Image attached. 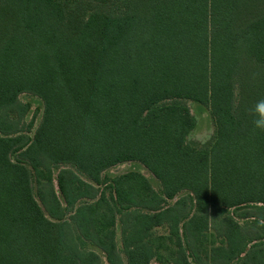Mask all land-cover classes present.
Listing matches in <instances>:
<instances>
[{"label":"trees","instance_id":"1","mask_svg":"<svg viewBox=\"0 0 264 264\" xmlns=\"http://www.w3.org/2000/svg\"><path fill=\"white\" fill-rule=\"evenodd\" d=\"M23 93L43 102L30 140L3 118L23 115ZM261 100L264 0H0V264H101L60 222L51 167L99 185L129 161L160 191L135 172L112 180L115 205L135 208L120 219L127 264H264ZM188 102L208 109L210 142L188 141ZM90 183L57 173L77 237L119 264L116 207ZM220 208L238 212L222 217L216 244L207 232ZM162 226L168 234L155 237Z\"/></svg>","mask_w":264,"mask_h":264},{"label":"rangeland","instance_id":"2","mask_svg":"<svg viewBox=\"0 0 264 264\" xmlns=\"http://www.w3.org/2000/svg\"><path fill=\"white\" fill-rule=\"evenodd\" d=\"M19 102L21 103V105L24 108L23 115L18 116L17 112L9 111V112H5L3 114V118L5 120L14 122L16 135H24L30 140V139H32L35 130L37 129V127L40 124L42 114H43V102L38 97L33 96L31 94H28V93L21 94L19 96ZM187 104H188V107L190 109V113L192 114V116L194 117L195 122H196L194 130H192V132L188 136V141L189 142H198L200 144L210 142L213 138V135H214V125H213V122H212V119H211V116L209 114L208 109L202 105H198V104L192 103V102H188ZM30 124H32L31 129H28ZM0 136H1V134H0ZM19 152H20V150H16L10 156V159L14 163H19V157H18ZM62 169H68L74 175H76L79 178H81L82 180L90 183L85 177H83L74 168H72L70 166L60 165V166H52L51 167V171H52V185L51 186L55 192L56 197L60 201L61 207L63 209V217H62V220L60 222H66L68 224L70 238L79 251L96 252L98 254V256L101 258V264H108L105 260L104 254L100 250L95 248L89 242L81 241L77 237L78 233H77L76 227L74 225V222L70 219L74 213V210H73V208L71 210L66 208V205L64 204L63 199H62V197L58 191L57 173L59 171H61ZM130 172H135V173H138V174L144 176L147 179V181L150 183L153 190H155L157 192L160 191V184L156 180V178L142 164H140L138 162H134V161L123 162V163L117 164L113 167L108 168L104 172H102V174H101V180L102 181L99 185H93L92 183H90L96 189H98L99 194L100 193L104 194L106 196V198L109 201L113 202L114 206L116 207L117 218H116V224H115L114 230H115V239H116L117 249L119 251L118 254L120 257V263L119 264H127L126 263V257L124 255L123 249H122V243H121V228H122L121 225H122V222L120 221V219H123L127 222L128 217H129L128 214L130 213V211L135 210V208L120 206L118 204L115 205L116 198H115V194H114L113 187H112V180L119 175L130 173ZM31 186H32L33 195H34L35 199L38 201V198H37L38 187H37L34 176H32V178H31ZM48 189H49L48 186L42 187V190L44 191L45 194H48ZM187 196H189V194L187 192H184V191L180 192L172 200H166V203L163 205V207L172 206L179 198L187 197ZM258 206H260V205H258ZM237 212H238V209H235V208H231V209L220 208V209H218L216 211L218 217L215 219V221H210L209 226H208L207 236L208 237L210 236L208 240L209 241L213 240L214 243L219 244V240H217L211 236L216 235L218 230L221 228L222 217H224V215L235 217ZM125 214H127V215L125 216ZM236 220L238 221V223L241 226H246L249 222L252 221L251 219L242 220L240 218H236ZM52 221H54V220H52ZM54 222H57V221H54ZM153 234L155 237H157V236H166L168 233H167L166 227L162 226V227L155 228L153 230ZM209 241H207V243H206V245H207L206 247H208V248L210 247ZM260 243H261L260 241L249 243L246 247V251L251 246H253L255 244H260ZM188 261L190 262V264H196L191 257H188ZM237 263H238V261H235L233 264H237ZM150 264H159V263L152 260L150 262ZM200 264H211V263H209V261H207L205 258H202V260L200 261Z\"/></svg>","mask_w":264,"mask_h":264},{"label":"clouds","instance_id":"3","mask_svg":"<svg viewBox=\"0 0 264 264\" xmlns=\"http://www.w3.org/2000/svg\"><path fill=\"white\" fill-rule=\"evenodd\" d=\"M255 111L259 114L255 119L254 127L260 130H264V100L259 101L256 104Z\"/></svg>","mask_w":264,"mask_h":264}]
</instances>
